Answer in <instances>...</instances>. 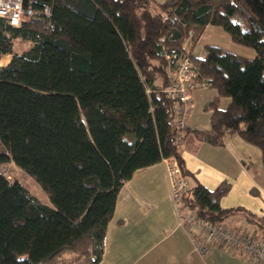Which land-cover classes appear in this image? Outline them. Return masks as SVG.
<instances>
[{
    "label": "trees",
    "instance_id": "16d2710c",
    "mask_svg": "<svg viewBox=\"0 0 264 264\" xmlns=\"http://www.w3.org/2000/svg\"><path fill=\"white\" fill-rule=\"evenodd\" d=\"M49 17L13 26L0 17V264H93L118 193L134 172L178 157L191 175L174 123L176 99L164 50L191 56L218 91L205 104L210 128L196 137L223 145L239 134L264 164V0H37ZM251 7L253 18L246 10ZM209 24L256 50L254 57L206 44ZM31 44L20 50L18 39ZM221 96L230 97L226 107ZM13 161L48 194L46 203L3 167ZM229 184H190L184 205L226 221L241 214L264 239V216L222 207Z\"/></svg>",
    "mask_w": 264,
    "mask_h": 264
},
{
    "label": "crops",
    "instance_id": "0c3cea01",
    "mask_svg": "<svg viewBox=\"0 0 264 264\" xmlns=\"http://www.w3.org/2000/svg\"><path fill=\"white\" fill-rule=\"evenodd\" d=\"M212 26L218 25L209 24L206 28ZM196 50L194 54L199 55L203 48ZM247 53L249 57L257 54L253 48ZM180 148L191 171L188 176L191 185L201 183L215 189L227 182L229 190L221 199L222 207H243L264 216V165L253 144L235 133L228 135L223 145H213L198 139L192 131L186 134ZM227 222L234 226L247 225L260 233L241 214L231 215ZM93 264L253 262L242 254L219 247L205 255L194 249L187 230L178 224L167 170L160 161L136 170L120 189L107 226L103 256Z\"/></svg>",
    "mask_w": 264,
    "mask_h": 264
},
{
    "label": "built area",
    "instance_id": "2783aa9c",
    "mask_svg": "<svg viewBox=\"0 0 264 264\" xmlns=\"http://www.w3.org/2000/svg\"><path fill=\"white\" fill-rule=\"evenodd\" d=\"M36 3L37 0H0V17L13 26H21L26 21L51 16L50 4L42 8ZM164 57L170 75V83L164 91L179 102L175 108L174 123L182 137L189 127L193 92L196 88L208 87L209 82L199 77L189 54L176 48H166ZM162 162L167 170L178 224L187 230L194 249L205 255L219 247L242 254L253 264H264V239L261 234L247 225L234 226L223 220L206 218L189 205H184L182 194L190 186L188 176L184 174L177 156L164 157Z\"/></svg>",
    "mask_w": 264,
    "mask_h": 264
},
{
    "label": "rangeland",
    "instance_id": "374dc122",
    "mask_svg": "<svg viewBox=\"0 0 264 264\" xmlns=\"http://www.w3.org/2000/svg\"><path fill=\"white\" fill-rule=\"evenodd\" d=\"M246 10L253 18H255L251 7H247ZM30 44H31L30 41L19 38L15 46V49L20 50L22 48L28 47ZM206 44L219 45L236 53H241L245 55L248 54L247 53L248 50L252 49L249 46L235 42L231 38L229 32L220 26H212L210 28H206L194 49L199 50L201 47L203 48ZM9 55L10 58L8 61H7V57H5V59L2 60L3 57L1 55L0 64L5 65L6 61L8 63L11 59L12 54ZM216 95H218V91L215 87L212 86H208L206 88H196L194 90L191 110L189 112V122H190V127L192 129L204 128V126L211 125V110L205 109V104L209 100L213 99ZM229 101H230V97L228 96L220 97V103L222 107H226ZM192 129H190L189 133L192 132ZM253 146L256 147V149L259 152L258 155L261 157L262 156L261 149L254 144ZM258 163L260 165L262 164L260 159ZM4 171L10 180H14V179L21 180L31 191H33L39 197V199H41L46 203H50L48 194L32 177V175L21 169L14 162L7 163L5 165Z\"/></svg>",
    "mask_w": 264,
    "mask_h": 264
},
{
    "label": "bare ground",
    "instance_id": "6f19581e",
    "mask_svg": "<svg viewBox=\"0 0 264 264\" xmlns=\"http://www.w3.org/2000/svg\"><path fill=\"white\" fill-rule=\"evenodd\" d=\"M2 57H3L2 60L5 59V57H7V61H8L10 58V55L9 54H3ZM7 61L5 63H7Z\"/></svg>",
    "mask_w": 264,
    "mask_h": 264
}]
</instances>
